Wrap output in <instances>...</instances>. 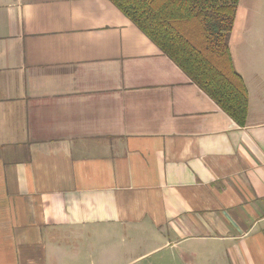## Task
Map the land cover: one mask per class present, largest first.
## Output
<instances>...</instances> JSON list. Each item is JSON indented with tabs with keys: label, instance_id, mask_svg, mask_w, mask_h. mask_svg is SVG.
Here are the masks:
<instances>
[{
	"label": "crops",
	"instance_id": "1",
	"mask_svg": "<svg viewBox=\"0 0 264 264\" xmlns=\"http://www.w3.org/2000/svg\"><path fill=\"white\" fill-rule=\"evenodd\" d=\"M250 55L240 125L110 0H0V264H264Z\"/></svg>",
	"mask_w": 264,
	"mask_h": 264
},
{
	"label": "trees",
	"instance_id": "2",
	"mask_svg": "<svg viewBox=\"0 0 264 264\" xmlns=\"http://www.w3.org/2000/svg\"><path fill=\"white\" fill-rule=\"evenodd\" d=\"M235 122L248 93L229 47L239 0H110Z\"/></svg>",
	"mask_w": 264,
	"mask_h": 264
},
{
	"label": "rangeland",
	"instance_id": "3",
	"mask_svg": "<svg viewBox=\"0 0 264 264\" xmlns=\"http://www.w3.org/2000/svg\"><path fill=\"white\" fill-rule=\"evenodd\" d=\"M229 45L232 61L235 59L239 65V69L246 78L249 79L250 64H261L257 56H254L252 61L250 53L253 52V50H264V0L238 1L234 24L229 37ZM119 233L120 232L114 233L112 231H105L101 227H97L91 239L88 238L90 246L96 247V255L94 257L96 264H133L127 263L129 257L126 260H114L112 258L109 263L104 262L105 252L108 253L106 244H108L110 240L114 241L118 239ZM130 233L133 234L130 236V239H137L146 232L144 230H139L137 235L132 231ZM69 247L70 246H64L60 255L74 254ZM139 263L147 264L145 262Z\"/></svg>",
	"mask_w": 264,
	"mask_h": 264
}]
</instances>
